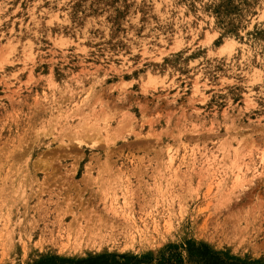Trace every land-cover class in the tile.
<instances>
[{
  "label": "rangeland",
  "instance_id": "obj_1",
  "mask_svg": "<svg viewBox=\"0 0 264 264\" xmlns=\"http://www.w3.org/2000/svg\"><path fill=\"white\" fill-rule=\"evenodd\" d=\"M191 243L264 264V0H0V264Z\"/></svg>",
  "mask_w": 264,
  "mask_h": 264
},
{
  "label": "trees",
  "instance_id": "obj_2",
  "mask_svg": "<svg viewBox=\"0 0 264 264\" xmlns=\"http://www.w3.org/2000/svg\"><path fill=\"white\" fill-rule=\"evenodd\" d=\"M177 246H170L169 251L166 255H162L160 259H165L170 261L171 264H183L182 256L179 252H177ZM187 251L189 253V257L192 260L197 262H201L203 264H247L242 262L235 261H224L222 257L213 252L207 245L205 244H195L191 243L187 246ZM119 259H122L121 264H148L149 261L152 260L150 257L148 260L145 259H134L129 256L118 255V254H107L105 256L99 257H89L83 260H66L60 258H50L44 261L38 262L36 264H113L119 263Z\"/></svg>",
  "mask_w": 264,
  "mask_h": 264
},
{
  "label": "snow or ice",
  "instance_id": "obj_3",
  "mask_svg": "<svg viewBox=\"0 0 264 264\" xmlns=\"http://www.w3.org/2000/svg\"><path fill=\"white\" fill-rule=\"evenodd\" d=\"M190 264H192V262L190 261Z\"/></svg>",
  "mask_w": 264,
  "mask_h": 264
},
{
  "label": "bare ground",
  "instance_id": "obj_4",
  "mask_svg": "<svg viewBox=\"0 0 264 264\" xmlns=\"http://www.w3.org/2000/svg\"><path fill=\"white\" fill-rule=\"evenodd\" d=\"M78 235V234H77Z\"/></svg>",
  "mask_w": 264,
  "mask_h": 264
}]
</instances>
